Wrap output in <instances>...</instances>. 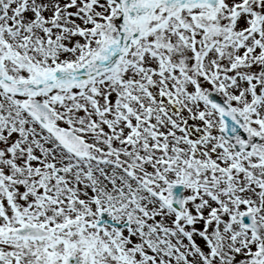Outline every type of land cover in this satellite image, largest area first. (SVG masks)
<instances>
[{
    "label": "snow or ice",
    "instance_id": "6c2138e0",
    "mask_svg": "<svg viewBox=\"0 0 264 264\" xmlns=\"http://www.w3.org/2000/svg\"><path fill=\"white\" fill-rule=\"evenodd\" d=\"M0 264H264V0H0Z\"/></svg>",
    "mask_w": 264,
    "mask_h": 264
}]
</instances>
